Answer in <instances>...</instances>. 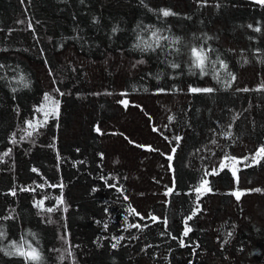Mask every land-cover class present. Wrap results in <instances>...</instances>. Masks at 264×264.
<instances>
[{"label": "trees", "instance_id": "1", "mask_svg": "<svg viewBox=\"0 0 264 264\" xmlns=\"http://www.w3.org/2000/svg\"><path fill=\"white\" fill-rule=\"evenodd\" d=\"M261 146L257 0H0V264H264Z\"/></svg>", "mask_w": 264, "mask_h": 264}, {"label": "snow or ice", "instance_id": "2", "mask_svg": "<svg viewBox=\"0 0 264 264\" xmlns=\"http://www.w3.org/2000/svg\"><path fill=\"white\" fill-rule=\"evenodd\" d=\"M257 2L260 3V4H262V5H264V0H257ZM162 14H163V16L167 17L169 15H172L173 13H171L168 10H162ZM256 31H260V29H256ZM152 37L154 38L153 43L155 44V47H160V43H159L160 40L167 39V37L160 36L157 32H153L152 33ZM137 47H139V45H137ZM148 48H152L153 51L155 50V48L152 46V44H148L146 46V48L145 49H142V50H147ZM191 53H192V57H193V64L196 67H199L201 69V73L202 74H207V73L204 72L205 61L207 60V55L204 53V50L202 48L198 49L196 47H193L191 49ZM140 63H143V61H140ZM221 64H222L223 67H225V68L227 67V65L223 64L222 61H221ZM172 67L176 68V67H179V65L173 64ZM21 79H23V77H21ZM232 79L234 80L235 77L233 76ZM57 91H58V89H57ZM190 91L193 92V93H198V92L211 93V92L214 91V89H212V88H195V87H193V88H190ZM243 91H248V89H243ZM46 99H49V97L46 96ZM121 103L127 105V101L126 100L125 101H121ZM57 104H58V102H57ZM169 119H172V118L169 117ZM28 123H29V126H31V122H28ZM97 131H100V129L97 128ZM29 135H31V133H29ZM225 135L231 136V133L228 132V133H225ZM176 139L179 140L180 138L179 137H176ZM13 142H15V141H13ZM213 143H216V141H213ZM173 151H175V149H173ZM256 155L257 156H264V146H261L258 149ZM168 159L171 160L172 157L169 156ZM221 167H223V165ZM213 172H215V170H213ZM232 174H233V176H236V171L233 170V173ZM206 185H207V181H204L201 187L204 188V190H209V189L206 188ZM195 191L196 192H200L201 191V188H197V189H195ZM256 191H260V190L259 189H256ZM168 192L171 193L172 192V189L169 188ZM166 194H168V193H166ZM232 194L236 197L237 200H239L240 199V196L243 193L237 191V192H233ZM47 210L49 212L53 211L52 208H48ZM153 219L155 220L156 218L153 217ZM190 230L191 229L186 228L184 235H187ZM120 239H123V238L121 237ZM117 243H119V240H117ZM115 246L116 245H113V247H115ZM13 247H15V245H13ZM29 248H30V246H29ZM17 252L20 255L25 256L26 258H31L32 260H38L39 259V254L36 252L35 249H30V251H27L26 252L22 248H17ZM6 254L12 255V254H15V253H11L10 252V253H6Z\"/></svg>", "mask_w": 264, "mask_h": 264}]
</instances>
